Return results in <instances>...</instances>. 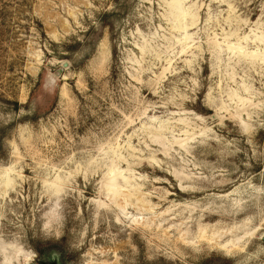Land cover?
<instances>
[{
	"label": "rangeland",
	"instance_id": "rangeland-1",
	"mask_svg": "<svg viewBox=\"0 0 264 264\" xmlns=\"http://www.w3.org/2000/svg\"><path fill=\"white\" fill-rule=\"evenodd\" d=\"M0 264H264V0H0Z\"/></svg>",
	"mask_w": 264,
	"mask_h": 264
}]
</instances>
